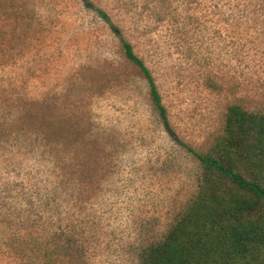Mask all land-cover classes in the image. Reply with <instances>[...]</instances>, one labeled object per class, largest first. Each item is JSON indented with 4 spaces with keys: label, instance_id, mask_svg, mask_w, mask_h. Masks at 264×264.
<instances>
[{
    "label": "rangeland",
    "instance_id": "374dc122",
    "mask_svg": "<svg viewBox=\"0 0 264 264\" xmlns=\"http://www.w3.org/2000/svg\"><path fill=\"white\" fill-rule=\"evenodd\" d=\"M92 1L150 69L170 129L82 0H0V264H23L8 229L50 264H139L198 190L179 142L207 146L232 103L264 110V0Z\"/></svg>",
    "mask_w": 264,
    "mask_h": 264
},
{
    "label": "trees",
    "instance_id": "16d2710c",
    "mask_svg": "<svg viewBox=\"0 0 264 264\" xmlns=\"http://www.w3.org/2000/svg\"><path fill=\"white\" fill-rule=\"evenodd\" d=\"M82 2L118 38L125 58L147 83L152 108L170 129L166 108L144 60L102 7L92 0ZM179 143L198 164V190L165 235L143 249L139 264H264V110L232 103L221 132L207 146L196 149ZM4 235L8 253L23 264H31L29 255L35 250L42 264H50L49 247L35 249L23 234L9 229Z\"/></svg>",
    "mask_w": 264,
    "mask_h": 264
}]
</instances>
